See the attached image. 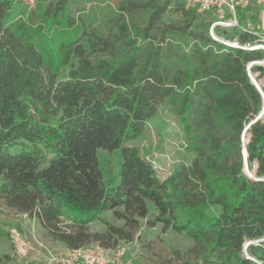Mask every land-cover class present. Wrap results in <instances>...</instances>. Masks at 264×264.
Here are the masks:
<instances>
[{
    "label": "trees",
    "instance_id": "1",
    "mask_svg": "<svg viewBox=\"0 0 264 264\" xmlns=\"http://www.w3.org/2000/svg\"><path fill=\"white\" fill-rule=\"evenodd\" d=\"M184 1L172 6L183 20L174 26L161 23L167 0H119L99 13L79 0H0V201L70 251L132 242L145 220L191 241L171 264H255L242 248L264 237V114L251 123L262 96L249 73L264 97V64L247 66L264 51L214 41L193 27L197 10ZM137 12L142 27L131 20ZM237 43L264 45L246 31ZM158 109L176 118L193 155L162 180L126 146ZM99 150L120 152L114 186ZM105 212L122 226L101 220ZM96 221L104 232L88 230ZM257 247L264 263V242Z\"/></svg>",
    "mask_w": 264,
    "mask_h": 264
},
{
    "label": "rangeland",
    "instance_id": "2",
    "mask_svg": "<svg viewBox=\"0 0 264 264\" xmlns=\"http://www.w3.org/2000/svg\"><path fill=\"white\" fill-rule=\"evenodd\" d=\"M22 1L30 7H35L44 5L48 0ZM79 1L85 9L99 13L104 5L116 6L119 0ZM167 1L170 9L161 18V23L174 26L181 25L183 20L180 14L172 11V6L177 0ZM184 4L186 8H192L187 5V0L184 1ZM196 15L197 18L193 27H199L207 33L216 18L211 14H202L198 11H196ZM145 17V13L137 12L131 16V20L137 26L142 27ZM238 32L236 27L215 29L219 38L236 44H238ZM74 65H76L75 61L62 68L59 72V79H64L70 67ZM183 141L182 129L176 118L171 113L158 109L145 124L141 136L128 142L126 146L136 148L152 161L158 178L162 180L190 165L193 155L185 152ZM97 156L106 184L114 186L117 183V170L121 163L120 152L107 153L99 150ZM248 173L253 175V171H248ZM262 179L264 180V177ZM208 214L217 215L218 209L210 208ZM152 215L153 210L151 208L149 218ZM100 218L117 227L123 224L114 220L111 212L101 214ZM140 226L132 242L117 241L113 249L109 250L110 255L116 257L121 264H171L173 252L183 254L192 245L191 241L182 235L174 234L171 230L163 231L160 224L153 228H147L145 227V220H141ZM88 230L102 233L105 231V226L101 221H96L88 225ZM261 240L264 242V237ZM95 247L100 248L97 244H90L84 246L79 252L91 251ZM249 247H246L247 253ZM252 252L253 258L259 261L258 258L262 254L261 248L254 246ZM70 257L71 251L62 243L50 239L35 217L9 209L0 201V264H69L66 261ZM81 263L80 258L70 262V264Z\"/></svg>",
    "mask_w": 264,
    "mask_h": 264
},
{
    "label": "built area",
    "instance_id": "3",
    "mask_svg": "<svg viewBox=\"0 0 264 264\" xmlns=\"http://www.w3.org/2000/svg\"><path fill=\"white\" fill-rule=\"evenodd\" d=\"M187 5L192 8H195L199 13L211 14L216 18V20L210 25L209 28V36L216 42H219L228 47L240 48L243 50H251V49H261L264 51V45L250 47L248 45L240 46L236 43H231L228 41H224L219 38V36L215 33V29L219 27H234L236 25L234 21V14L240 9L247 7L248 3L245 0H187ZM262 43L264 40H260ZM264 64L263 62L250 63L247 66V70H249L253 65ZM155 169V168H154ZM262 243L261 239L246 241L243 244V255L246 259L254 262L255 264H264L261 261H257L255 258L251 257L246 252V247L249 246H260ZM80 253V254H79ZM81 259V264H121L116 257H112L110 255L109 250H103L98 247L91 251L79 252L71 251V257L66 263L76 261L77 259Z\"/></svg>",
    "mask_w": 264,
    "mask_h": 264
},
{
    "label": "crops",
    "instance_id": "4",
    "mask_svg": "<svg viewBox=\"0 0 264 264\" xmlns=\"http://www.w3.org/2000/svg\"><path fill=\"white\" fill-rule=\"evenodd\" d=\"M245 1L248 3L247 7L240 8L234 14L233 18L236 23L234 27L239 32L246 31L264 40V0Z\"/></svg>",
    "mask_w": 264,
    "mask_h": 264
},
{
    "label": "water",
    "instance_id": "5",
    "mask_svg": "<svg viewBox=\"0 0 264 264\" xmlns=\"http://www.w3.org/2000/svg\"><path fill=\"white\" fill-rule=\"evenodd\" d=\"M249 77H250V81L251 83L255 86V88L259 91V93L261 94L262 96V107H261V110L259 112V114L257 115V117L251 122V123H254L256 122L257 120H260L262 117H263V114H264V97L262 95V92L260 90V87L259 85L257 84V82L254 80V78L251 76V74L249 73ZM245 133V131L243 132V134ZM242 154H243V164H244V172L248 175V176H251L249 173H248V170H247V165H246V151H245V147L243 145V150H242Z\"/></svg>",
    "mask_w": 264,
    "mask_h": 264
}]
</instances>
